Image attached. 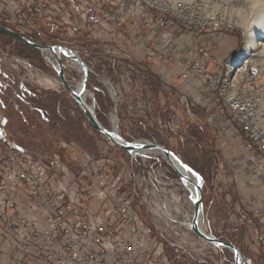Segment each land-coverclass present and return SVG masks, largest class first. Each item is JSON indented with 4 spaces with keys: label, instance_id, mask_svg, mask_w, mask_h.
I'll list each match as a JSON object with an SVG mask.
<instances>
[{
    "label": "built area",
    "instance_id": "1",
    "mask_svg": "<svg viewBox=\"0 0 264 264\" xmlns=\"http://www.w3.org/2000/svg\"><path fill=\"white\" fill-rule=\"evenodd\" d=\"M239 1L0 0V21L32 41L62 33L55 44L80 58L91 41L96 54L109 56L103 69L128 68L139 83L155 76L175 97L178 121L213 126L216 197L204 201L203 231L236 244L244 264H264V64L235 63L240 49L212 71V41L197 45L203 33L238 27L232 9ZM109 85L118 102V85ZM109 142L115 150L99 156L48 162L11 139L0 121V264H179L171 249L186 264H235L224 252L231 249L193 231L196 189L163 152L125 150L126 162ZM232 147L240 159H228Z\"/></svg>",
    "mask_w": 264,
    "mask_h": 264
},
{
    "label": "rangeland",
    "instance_id": "2",
    "mask_svg": "<svg viewBox=\"0 0 264 264\" xmlns=\"http://www.w3.org/2000/svg\"><path fill=\"white\" fill-rule=\"evenodd\" d=\"M254 1L240 0L238 5L233 6V15L238 27L224 30L222 35L229 38L228 49L240 50L245 46L243 22L249 17ZM239 8L244 11V16L237 13ZM0 23L11 26L8 22ZM61 35L63 34H52L35 38L33 41L52 45L60 41ZM88 45L92 48L89 53L95 56L90 59L93 70L91 72L89 69L88 102L94 105L99 121L112 129L111 116L115 114L119 117V130L123 137L128 140L145 139L165 144L183 162L200 173L204 180V201L208 204L212 197H216L214 174L218 169V131L202 119L187 127L184 118L179 121L176 119L178 114L175 109L179 106L175 97L167 92L166 87L155 76L149 75L146 83H139V78L135 79L128 68L103 69L102 63L106 64L109 56L96 54L93 42L89 41ZM224 47L221 45L217 48L224 52ZM241 52L236 58L243 55ZM89 53L85 52L81 56L91 55ZM46 56L41 51L0 33V121L4 132L37 157L48 162L61 156L62 161L70 163L72 153L81 157L99 156L105 151L115 150L109 146V139L89 122L80 105L61 83L56 68ZM63 61L68 82L76 88L84 73L72 62L68 63L65 58ZM47 76L55 78L60 86L47 85L42 81ZM129 78H133V81L130 82ZM111 81L118 85V102L111 97ZM146 114L148 120L145 118ZM66 145L67 148L64 147ZM229 151L228 159L232 161L242 156L238 148L232 147ZM117 153L128 162L124 149L118 148ZM70 167L73 168L74 165ZM240 189L248 190L247 184H240ZM232 192L235 201L238 200V185H234ZM218 201L222 202V198L218 197L216 202ZM205 209L207 216H211L207 213V206ZM224 252L234 259L232 252ZM169 255L171 258L176 257L179 264L187 262V256L180 250L171 249Z\"/></svg>",
    "mask_w": 264,
    "mask_h": 264
},
{
    "label": "water",
    "instance_id": "3",
    "mask_svg": "<svg viewBox=\"0 0 264 264\" xmlns=\"http://www.w3.org/2000/svg\"><path fill=\"white\" fill-rule=\"evenodd\" d=\"M0 33L3 35H6L16 41H19L23 44H26L34 49H37L39 51H43V49H48L50 50L53 55L56 58V62L58 64V67L56 68L58 76L60 78L61 83L63 86L66 88V90L73 96V98L76 100V102L80 105L81 109L85 113L87 119L89 122L92 124V126L99 130L103 135H105L109 141L114 142L116 145L121 147L122 149L128 151V152H134L140 149H148V148H158L164 152L166 155L168 161L170 164L173 166L175 169L176 173L179 175V177L182 179V181L185 183L186 187L192 191L190 184L194 186L196 189V196H192V201L194 204V214H193V220H192V229L195 232V234L210 243L218 246L219 248L227 247L231 249V251L234 254V263L235 264H244L245 263V258L244 255L242 254L240 248L234 244L233 242L218 238L215 236H211L204 232L202 228L200 227V219L201 216L204 212V186L203 182L201 180V175L198 171L194 170L192 167H190L188 164L182 161L180 157L172 151L170 148H167L163 145L156 144V143H151V144H137L132 141H127L123 136L118 134L116 131L105 127L98 119L96 113L90 109V107L87 105L82 93L87 89V84H88V78H89V73L86 71L84 74L83 78V89L81 91H77L76 88L72 84L68 82V79L66 77L65 73V63L62 59V57L56 52V48L61 47L62 45L59 44H52V45H42L40 43H37L35 41H32L22 35H20L18 32H16L14 29L5 26L0 23ZM73 58L77 59L78 62L81 64L87 66L83 60L78 57V56H72ZM174 160L178 161L182 165H187L188 168L192 169L193 172V177L190 176H185L174 164ZM200 177L199 180L196 179V176ZM193 192V191H192Z\"/></svg>",
    "mask_w": 264,
    "mask_h": 264
},
{
    "label": "bare ground",
    "instance_id": "4",
    "mask_svg": "<svg viewBox=\"0 0 264 264\" xmlns=\"http://www.w3.org/2000/svg\"><path fill=\"white\" fill-rule=\"evenodd\" d=\"M251 3V2H250ZM237 13L240 16H244L245 13L243 10L240 8L237 9ZM249 17L245 19V22H243V26L245 29V34H246V41H245V46L242 48L241 54H243L241 57L235 58V63L238 61L244 60V59H250L252 60L253 64L255 66H258L260 64H264V0H255L254 3H252V8L250 10ZM243 17H241L242 19ZM56 52L62 57V59H66V61L72 62L73 65H75L80 72L84 73L87 71L90 74V70L88 66H85L78 62L77 59L73 58L72 56H77L76 53H74L72 50H70L67 47L61 46L56 48ZM42 53L47 55V60L55 67H58V64L56 62V58L53 55V53L48 50V49H43ZM243 56H249L252 57L253 59L249 57H243ZM83 74V78H84ZM83 78H81L76 86L77 91H81L83 89L84 83H83ZM44 81L47 85H55V86H60L59 82L57 80L49 78H45ZM87 105L90 107L92 111L95 112V107L94 105L90 104L88 102V97L90 96V93L88 89H86L82 93ZM92 96V95H91ZM111 123H112V130L116 131L119 134V117L115 114H112L111 116ZM112 142V141H111ZM138 144H151L147 140H138ZM148 142V143H147ZM114 143V142H112ZM159 150L158 148H148V149H140L139 151H148V150ZM163 152L162 150H160ZM164 153V152H163ZM175 166L183 173L185 176H190L193 177V172H189L188 168H185L184 165L180 164L178 161L174 160ZM194 178V177H193ZM201 180L204 184V180L201 177ZM192 191H195V188L192 184H190ZM200 227L202 230H205L204 223L202 221L200 222ZM201 238V237H200ZM202 240H205L201 238ZM207 240H205L206 242ZM209 242V241H207ZM210 243V242H209ZM212 244V243H211ZM216 246V245H215ZM217 247V246H216Z\"/></svg>",
    "mask_w": 264,
    "mask_h": 264
},
{
    "label": "crops",
    "instance_id": "5",
    "mask_svg": "<svg viewBox=\"0 0 264 264\" xmlns=\"http://www.w3.org/2000/svg\"><path fill=\"white\" fill-rule=\"evenodd\" d=\"M223 32L222 31L220 34H207L203 33L201 37L197 40V45H201L205 41H212V45L209 46V50L211 53V63L209 64L210 70H215V65L218 63H222L228 59H230L239 49H228V44L227 42L229 41L228 37H223ZM223 42V44H222ZM227 44V45H226ZM221 45L225 46L224 47V52H221L220 48H217L218 46L220 47ZM216 47V48H215ZM219 49V50H217Z\"/></svg>",
    "mask_w": 264,
    "mask_h": 264
},
{
    "label": "flooded vegetation",
    "instance_id": "6",
    "mask_svg": "<svg viewBox=\"0 0 264 264\" xmlns=\"http://www.w3.org/2000/svg\"><path fill=\"white\" fill-rule=\"evenodd\" d=\"M89 54H91V55H89V56H86V57H82L81 59L83 60V62L88 66V64L90 63V59H94L95 58V56L92 54V53H89ZM97 58V57H96ZM89 59V60H88ZM156 144H160V145H163V146H165V147H167L165 144H163V143H158V142H156ZM168 148V147H167Z\"/></svg>",
    "mask_w": 264,
    "mask_h": 264
},
{
    "label": "snow or ice",
    "instance_id": "7",
    "mask_svg": "<svg viewBox=\"0 0 264 264\" xmlns=\"http://www.w3.org/2000/svg\"><path fill=\"white\" fill-rule=\"evenodd\" d=\"M184 167H185V168H188V166H187V165H184ZM188 171H189V172H192V169H191V168H188ZM196 179H197V180H199V179H200V177L198 176V174H197V176H196Z\"/></svg>",
    "mask_w": 264,
    "mask_h": 264
}]
</instances>
